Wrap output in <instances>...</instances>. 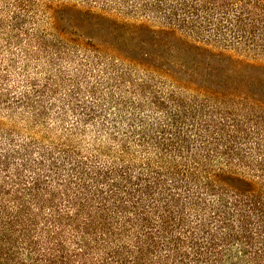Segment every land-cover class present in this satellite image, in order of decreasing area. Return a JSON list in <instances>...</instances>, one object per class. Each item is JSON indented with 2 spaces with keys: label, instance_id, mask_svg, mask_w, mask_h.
<instances>
[{
  "label": "trees",
  "instance_id": "1",
  "mask_svg": "<svg viewBox=\"0 0 264 264\" xmlns=\"http://www.w3.org/2000/svg\"><path fill=\"white\" fill-rule=\"evenodd\" d=\"M0 264H264V0H0Z\"/></svg>",
  "mask_w": 264,
  "mask_h": 264
},
{
  "label": "rangeland",
  "instance_id": "2",
  "mask_svg": "<svg viewBox=\"0 0 264 264\" xmlns=\"http://www.w3.org/2000/svg\"><path fill=\"white\" fill-rule=\"evenodd\" d=\"M81 4H82V3H81ZM54 15H55L57 18H59V19L61 18V19H62V22H61L62 25L66 26V27H69V26L67 25V23H65L66 15H62L61 13H55ZM109 16L112 17V18H114V19H116V20H118V21H123V20H124L123 17L117 15L116 13H110ZM12 53L14 54V58H12V59H14V60L17 62V64H18L19 67H21L22 65H20V64H21V56L19 55V49L17 50V48L14 47L13 50H12ZM2 67H3V64H2V66H1V68H2ZM12 80L14 81V79H11L10 84L14 83ZM22 86H23V87H26V83L24 82ZM9 87H10V86H9ZM13 88H14V87H13ZM13 88H12V89H13Z\"/></svg>",
  "mask_w": 264,
  "mask_h": 264
}]
</instances>
